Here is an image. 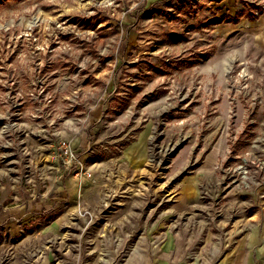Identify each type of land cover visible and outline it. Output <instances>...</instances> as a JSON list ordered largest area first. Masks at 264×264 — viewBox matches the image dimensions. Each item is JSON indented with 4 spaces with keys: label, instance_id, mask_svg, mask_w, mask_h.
<instances>
[{
    "label": "rangeland",
    "instance_id": "374dc122",
    "mask_svg": "<svg viewBox=\"0 0 264 264\" xmlns=\"http://www.w3.org/2000/svg\"><path fill=\"white\" fill-rule=\"evenodd\" d=\"M146 226L264 237V0H0V264H119Z\"/></svg>",
    "mask_w": 264,
    "mask_h": 264
},
{
    "label": "crops",
    "instance_id": "0c3cea01",
    "mask_svg": "<svg viewBox=\"0 0 264 264\" xmlns=\"http://www.w3.org/2000/svg\"><path fill=\"white\" fill-rule=\"evenodd\" d=\"M152 226H146V237L136 239V248L119 264H264V237L257 236L254 231L244 236H234L230 242L226 240V244L217 243L224 252L215 257L208 254L205 244L200 252L194 254L186 251V243L180 242V246L175 248L171 246L175 242L167 239L168 236L162 239L158 232L154 234ZM164 234H169V231ZM202 249L206 251L202 252ZM115 254L124 256L123 249Z\"/></svg>",
    "mask_w": 264,
    "mask_h": 264
},
{
    "label": "built area",
    "instance_id": "2783aa9c",
    "mask_svg": "<svg viewBox=\"0 0 264 264\" xmlns=\"http://www.w3.org/2000/svg\"><path fill=\"white\" fill-rule=\"evenodd\" d=\"M58 156L62 157L67 162H71L72 160L73 162H75L77 160V156L74 154V150L72 151L69 145H63L59 151ZM75 174L78 175L79 178H82L86 175L88 177L90 176V174L88 173L85 172L79 173L78 171H76Z\"/></svg>",
    "mask_w": 264,
    "mask_h": 264
},
{
    "label": "trees",
    "instance_id": "16d2710c",
    "mask_svg": "<svg viewBox=\"0 0 264 264\" xmlns=\"http://www.w3.org/2000/svg\"><path fill=\"white\" fill-rule=\"evenodd\" d=\"M175 41V40H174Z\"/></svg>",
    "mask_w": 264,
    "mask_h": 264
}]
</instances>
